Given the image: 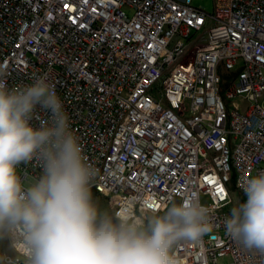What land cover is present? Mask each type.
<instances>
[{
  "label": "built area",
  "instance_id": "1",
  "mask_svg": "<svg viewBox=\"0 0 264 264\" xmlns=\"http://www.w3.org/2000/svg\"><path fill=\"white\" fill-rule=\"evenodd\" d=\"M214 1L208 14L193 0H0V78L48 75L116 215L209 198L214 228L174 245L178 264H264L224 230L244 179L264 173V0Z\"/></svg>",
  "mask_w": 264,
  "mask_h": 264
},
{
  "label": "clouds",
  "instance_id": "2",
  "mask_svg": "<svg viewBox=\"0 0 264 264\" xmlns=\"http://www.w3.org/2000/svg\"><path fill=\"white\" fill-rule=\"evenodd\" d=\"M34 164L40 171L32 176L26 169ZM96 174L48 75L19 88L0 78V239L23 228L25 264H178L174 245L214 228L195 197L173 199L162 213L116 215L94 196ZM242 191L225 234L264 257V173L244 179Z\"/></svg>",
  "mask_w": 264,
  "mask_h": 264
},
{
  "label": "rangeland",
  "instance_id": "3",
  "mask_svg": "<svg viewBox=\"0 0 264 264\" xmlns=\"http://www.w3.org/2000/svg\"><path fill=\"white\" fill-rule=\"evenodd\" d=\"M193 6L201 9L202 11L213 14L215 10V1L214 0H193ZM246 199V197H244ZM96 199L101 208L107 209L108 211L115 213V210L111 206V203L107 197L104 196H96ZM233 204L229 207H233L237 203H242V196L239 194L234 195ZM203 204H210V200L207 197L202 199ZM14 251L12 247H10V243L8 239H0V258L5 257L6 255L13 254ZM218 264H231L230 257H224L219 260Z\"/></svg>",
  "mask_w": 264,
  "mask_h": 264
},
{
  "label": "trees",
  "instance_id": "4",
  "mask_svg": "<svg viewBox=\"0 0 264 264\" xmlns=\"http://www.w3.org/2000/svg\"><path fill=\"white\" fill-rule=\"evenodd\" d=\"M93 193H94V196L96 197V196H100L97 192H95V191H93ZM245 201V198L244 197H242V202H244Z\"/></svg>",
  "mask_w": 264,
  "mask_h": 264
},
{
  "label": "crops",
  "instance_id": "5",
  "mask_svg": "<svg viewBox=\"0 0 264 264\" xmlns=\"http://www.w3.org/2000/svg\"><path fill=\"white\" fill-rule=\"evenodd\" d=\"M9 243H10V240H9ZM10 247H12L11 244H10Z\"/></svg>",
  "mask_w": 264,
  "mask_h": 264
}]
</instances>
